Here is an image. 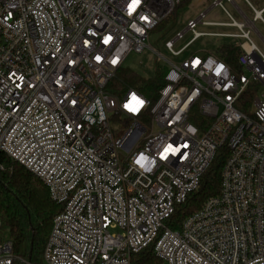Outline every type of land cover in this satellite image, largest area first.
I'll return each instance as SVG.
<instances>
[{
  "label": "built area",
  "instance_id": "2783aa9c",
  "mask_svg": "<svg viewBox=\"0 0 264 264\" xmlns=\"http://www.w3.org/2000/svg\"><path fill=\"white\" fill-rule=\"evenodd\" d=\"M185 1L140 0L130 10L132 0H0V152L63 206L43 264H130L145 249L162 264H264V53L249 37L254 29L264 42L254 27L264 6L244 0L249 20L224 0L244 19L229 15L223 25L239 32L221 35L243 39L241 73L216 53L177 59L203 34L195 24L217 25L204 12L167 44L174 59L159 54L166 72L154 102L133 87L107 90L126 56L148 48L149 33ZM187 30L192 39L175 51ZM222 147L219 194L171 229L166 221ZM11 250L0 240V264L13 263Z\"/></svg>",
  "mask_w": 264,
  "mask_h": 264
},
{
  "label": "trees",
  "instance_id": "16d2710c",
  "mask_svg": "<svg viewBox=\"0 0 264 264\" xmlns=\"http://www.w3.org/2000/svg\"><path fill=\"white\" fill-rule=\"evenodd\" d=\"M186 0L183 4L188 2ZM182 5V4H181ZM180 5V6H181ZM241 48L235 43L220 46L216 55L228 64L234 72L241 73L238 55ZM165 67L157 68L155 75L140 77L132 72L121 71L108 83L107 90L119 95L128 87L143 93L151 102L157 98L158 89L164 83ZM245 103L239 109L250 112L251 87L242 95ZM227 150L222 147L216 152L209 168L201 177L196 190L175 207L166 221L171 229H179L183 221L198 211L205 200L220 191L221 172ZM63 206L54 202L43 182L22 164L0 152V240L12 243V264H42V252L49 236L53 218ZM130 264H162L151 249L132 254Z\"/></svg>",
  "mask_w": 264,
  "mask_h": 264
},
{
  "label": "rangeland",
  "instance_id": "374dc122",
  "mask_svg": "<svg viewBox=\"0 0 264 264\" xmlns=\"http://www.w3.org/2000/svg\"><path fill=\"white\" fill-rule=\"evenodd\" d=\"M249 1L257 9H260L264 5V0ZM235 3L246 14L247 18L252 20L253 12L247 3L244 0H235ZM204 12H206L202 17V21L204 22H231L230 16L237 22L244 21L235 6L224 0L221 1L220 5L214 4V0H189L185 4L176 7L169 16L162 19L149 33L148 48L144 49L140 53L131 52L126 56L121 71L132 72L144 78H149L155 75L157 68H160L165 64L160 55L168 59H174L171 52L167 48V44L180 32L185 30L190 21L195 20ZM262 17L264 19V13L262 14ZM254 27L264 38V24L261 21H256L254 22ZM194 30L203 34L190 43L182 54L177 57V59H183L184 57L194 54L199 50L205 51V53H216V48L219 46L243 40L228 36H221L224 34L239 32L237 28L231 26L197 23L194 26ZM192 37L193 32L191 30H187L172 44V48L175 51L182 48L192 39ZM249 37L264 53V42L258 37L254 29H251ZM108 122L111 129H117L120 126V122L116 119L110 118ZM41 262L43 264V260H41Z\"/></svg>",
  "mask_w": 264,
  "mask_h": 264
},
{
  "label": "snow or ice",
  "instance_id": "6c2138e0",
  "mask_svg": "<svg viewBox=\"0 0 264 264\" xmlns=\"http://www.w3.org/2000/svg\"><path fill=\"white\" fill-rule=\"evenodd\" d=\"M139 2H140V0H132V3L129 5V9H130V10H134L135 7H136V5L139 4ZM107 42H108V39L105 40V43H107ZM97 59H99V57H97ZM113 63H116V61L114 60ZM221 67H222V66H221ZM133 99L136 100L135 97H133ZM142 103H143V101H139V100H137V104H138V105H139V104H142ZM131 110L135 111L136 109H135V108H132Z\"/></svg>",
  "mask_w": 264,
  "mask_h": 264
},
{
  "label": "crops",
  "instance_id": "0c3cea01",
  "mask_svg": "<svg viewBox=\"0 0 264 264\" xmlns=\"http://www.w3.org/2000/svg\"><path fill=\"white\" fill-rule=\"evenodd\" d=\"M263 6H264V5H263ZM263 6H262V7H263ZM262 7H261V8H262ZM238 8H239V7H238ZM261 8H260V9H261ZM239 9H240V8H239ZM237 11H238V10H237ZM238 13H239V12H238ZM244 14H245V13H244ZM245 15H246V14H245ZM231 18H232V17H231ZM232 19H233V18H232ZM233 20H234V19H233ZM234 21H235V20H234ZM236 22H237V21H236ZM242 22H243V21H242ZM226 23H228V22H226ZM217 25H223V23H217ZM231 27H232V26H231ZM235 28H236V27H235ZM231 34H232V33H231ZM258 37H259V36H258ZM238 41H239V40H238ZM238 41H237V42H234V43L237 44ZM252 41H253V40H252ZM253 42H254V41H253ZM219 47H220V46H219ZM219 47H217L216 50H217ZM257 47H258V46H257ZM258 48H259V47H258ZM259 49H260V48H259Z\"/></svg>",
  "mask_w": 264,
  "mask_h": 264
}]
</instances>
